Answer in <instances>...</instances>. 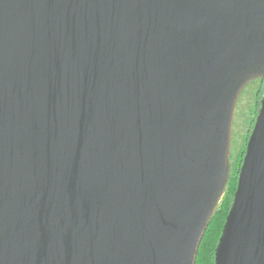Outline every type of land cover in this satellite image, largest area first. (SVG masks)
<instances>
[{"label":"water","instance_id":"obj_1","mask_svg":"<svg viewBox=\"0 0 264 264\" xmlns=\"http://www.w3.org/2000/svg\"><path fill=\"white\" fill-rule=\"evenodd\" d=\"M264 77V0H0V264H196ZM218 264H264V102Z\"/></svg>","mask_w":264,"mask_h":264},{"label":"trees","instance_id":"obj_2","mask_svg":"<svg viewBox=\"0 0 264 264\" xmlns=\"http://www.w3.org/2000/svg\"><path fill=\"white\" fill-rule=\"evenodd\" d=\"M250 132L247 136V143L250 140ZM245 155L246 146L235 160L234 171L230 176L226 193L201 242L196 264H218L222 229L228 216L232 213V203L237 192L239 171L243 165Z\"/></svg>","mask_w":264,"mask_h":264},{"label":"rangeland","instance_id":"obj_3","mask_svg":"<svg viewBox=\"0 0 264 264\" xmlns=\"http://www.w3.org/2000/svg\"><path fill=\"white\" fill-rule=\"evenodd\" d=\"M260 86L259 79L250 82L243 88L237 99L231 130L230 176L234 171L236 158L240 155L243 148L247 146V136L249 131H252L256 117L260 112V104L258 103Z\"/></svg>","mask_w":264,"mask_h":264},{"label":"flooded vegetation","instance_id":"obj_4","mask_svg":"<svg viewBox=\"0 0 264 264\" xmlns=\"http://www.w3.org/2000/svg\"><path fill=\"white\" fill-rule=\"evenodd\" d=\"M259 82H260V84H261V86H260V89L261 90H259L260 91V94H259V100H258V103L260 104V109H261V107H262V104H263V102H264V77L263 78H261V79H259ZM259 109V110H260Z\"/></svg>","mask_w":264,"mask_h":264}]
</instances>
